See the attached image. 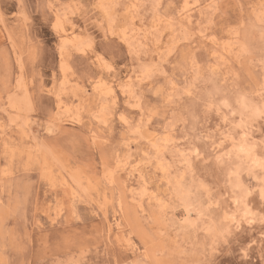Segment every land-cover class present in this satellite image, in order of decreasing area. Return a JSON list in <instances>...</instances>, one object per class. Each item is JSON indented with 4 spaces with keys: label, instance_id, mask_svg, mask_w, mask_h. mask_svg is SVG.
I'll return each instance as SVG.
<instances>
[{
    "label": "rangeland",
    "instance_id": "1",
    "mask_svg": "<svg viewBox=\"0 0 264 264\" xmlns=\"http://www.w3.org/2000/svg\"><path fill=\"white\" fill-rule=\"evenodd\" d=\"M263 188L264 0H0V264H264Z\"/></svg>",
    "mask_w": 264,
    "mask_h": 264
},
{
    "label": "bare ground",
    "instance_id": "2",
    "mask_svg": "<svg viewBox=\"0 0 264 264\" xmlns=\"http://www.w3.org/2000/svg\"><path fill=\"white\" fill-rule=\"evenodd\" d=\"M241 105H242V104H241ZM243 107H244V106H242V109H243ZM240 109H241V108H240ZM243 112H244V111H243ZM253 112H257V109H256V110L253 109ZM253 112H252V113H253ZM238 113H239V112H238ZM240 113H241V112H240ZM245 114H247V112H246ZM248 114H249V113H248ZM250 114H251V112H250ZM250 114H249V115H250ZM256 114H257V113H256ZM250 116H251V115H250ZM247 117H248V116H247ZM255 117H257V115H256ZM248 118H249V117H248ZM237 164H238V163H237ZM233 165H234V163H233ZM234 172H235V170H234ZM234 174H235V173H234ZM237 177H238V176H237ZM238 178H239V177H238ZM242 179H243V178H242ZM233 180H234V179H233ZM239 180H240V179H239ZM238 182H239V181H238ZM240 182H241V181H240ZM241 187H242V186H241ZM238 188H239V186H238ZM259 189H261V188H259ZM263 189H264V188H263ZM241 190H242V189H241ZM256 190H257V189H256ZM262 191H263V190H262ZM260 192H261V191H260ZM263 193H264V192H263ZM258 194H259V190H258ZM261 195H262V192H261ZM263 195H264V194H263ZM260 197H262V196H260ZM263 198H264V197H263ZM74 244H75V243H74ZM62 254H63V253H62ZM147 254H148V253H147ZM48 261H49V260H48ZM47 263H48V262H47ZM35 264H36V263H35ZM45 264H46V263H45Z\"/></svg>",
    "mask_w": 264,
    "mask_h": 264
}]
</instances>
